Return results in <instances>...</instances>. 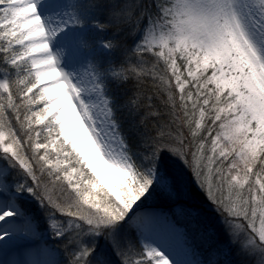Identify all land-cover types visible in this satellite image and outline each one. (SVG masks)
<instances>
[{
    "label": "snow or ice",
    "instance_id": "snow-or-ice-1",
    "mask_svg": "<svg viewBox=\"0 0 264 264\" xmlns=\"http://www.w3.org/2000/svg\"><path fill=\"white\" fill-rule=\"evenodd\" d=\"M0 153V264H264V0H0Z\"/></svg>",
    "mask_w": 264,
    "mask_h": 264
},
{
    "label": "rangeland",
    "instance_id": "rangeland-1",
    "mask_svg": "<svg viewBox=\"0 0 264 264\" xmlns=\"http://www.w3.org/2000/svg\"><path fill=\"white\" fill-rule=\"evenodd\" d=\"M87 63H88L87 60H85L83 63L73 66L68 63L66 58L61 59V66L67 72L77 74V76L74 77V79H78L80 76L83 75L84 69L87 68ZM84 95L88 96L89 93L85 92ZM91 95L94 97V94ZM2 163H7V160L6 157L3 155V153H0V164ZM9 167H11V165H9ZM25 195L29 196L30 194H25ZM192 203L203 206L207 211H209V213H212L214 211L213 209H211V207L207 205L206 200L204 199L202 193L200 192L198 187H196L195 184H193V188H192ZM37 207H39L38 203H37Z\"/></svg>",
    "mask_w": 264,
    "mask_h": 264
}]
</instances>
